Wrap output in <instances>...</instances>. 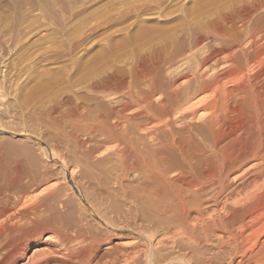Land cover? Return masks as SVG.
<instances>
[{"label":"rangeland","instance_id":"374dc122","mask_svg":"<svg viewBox=\"0 0 264 264\" xmlns=\"http://www.w3.org/2000/svg\"><path fill=\"white\" fill-rule=\"evenodd\" d=\"M243 3L261 5L253 25L263 33L264 0H0V156L16 157L26 171L36 172L34 181L29 178L23 181V199L40 197L55 188L60 200L55 205L59 210L74 215L89 236L93 234L92 237L103 242L94 248V257L86 264H246L244 253L254 254L264 246V206L257 210V206H250L256 211L249 214L244 203H235L248 190L241 189L245 188L241 181L227 188L215 203L201 205L202 220L208 221L209 217L217 224L207 236L200 232V224L194 222L198 217L191 211L187 224L193 226L188 228L194 230L196 239L199 237L198 245L194 246L185 239H175L174 227L164 217L162 224L144 223L142 218L151 211L135 172L128 174L121 186L112 180L103 188L96 182L84 183L92 207L97 205L92 210L81 196L82 182L77 183L76 177L79 168L70 166L67 158L72 150L67 135L71 129L66 125L70 122L65 118L69 109L76 107L97 120L109 117L111 123L115 122L110 117L116 116L118 98L96 93L93 91L96 84L128 76L131 62L137 56L152 48L161 49L162 45L166 59L179 62L182 58L179 40L190 39L185 31L205 30L221 14H229L233 7ZM149 37L153 42H148ZM165 73L160 77H166L163 80L166 82L169 76ZM205 96L198 95L191 102ZM133 111L128 109L120 115V128L132 126L130 138H142L143 131L133 126L140 120L129 118ZM61 122L64 126L59 125ZM77 124V129H81L82 123ZM95 141L97 144L91 145L94 149L90 147L92 162L115 150L113 143ZM113 161L114 157L109 156L101 167L110 169ZM110 191L115 192L112 198L108 195ZM143 202L141 208L145 213L141 210L135 216L134 207ZM142 213L145 215L140 216ZM133 219L141 228L139 232ZM50 238L53 241L56 237ZM159 242L163 244L158 245ZM51 252L43 244L30 245L17 264H25L38 254L51 256ZM262 255L256 264H264ZM45 264L64 263L51 259Z\"/></svg>","mask_w":264,"mask_h":264},{"label":"bare ground","instance_id":"6f19581e","mask_svg":"<svg viewBox=\"0 0 264 264\" xmlns=\"http://www.w3.org/2000/svg\"><path fill=\"white\" fill-rule=\"evenodd\" d=\"M260 9L259 3H243L231 13L221 14L205 30L189 28L192 31H185V35L190 39L179 40V62L166 59L162 45L141 57L134 56L128 76L96 84V93L118 98L116 116L110 117L115 122L111 123L109 117L97 120L76 107L68 110L65 118L70 124H65L71 129L67 135L72 150L67 158L70 166L79 168L77 183L82 184L78 188L83 189L81 196L88 205L93 202L85 193L84 183L96 182L103 188L112 180L121 186L122 180L135 172L148 199L133 208L135 216L141 210L144 212L141 207L147 204L151 213L140 214L145 215L144 223L155 226L167 219L174 227V238L185 239L194 246L199 237L193 236L192 224L188 228L191 211L198 217L194 222L200 224V232L207 236L217 224L209 217L208 221L202 220L201 205L215 203L236 182L245 186L242 190L251 187V191H245L235 203H244L249 214L253 211L250 206H257L256 210L264 206V32L253 25ZM163 72L169 76L166 82L165 76L161 79ZM204 94L207 96L198 102H191ZM128 109H134L131 120H140L133 126L143 131L142 138H130L132 126L120 128V115ZM192 121L197 122L194 125L200 124L201 130ZM77 122L82 123L81 129H77ZM97 139L105 145L113 143L115 150L92 162L90 147ZM109 156L114 157L115 166L105 169L101 166ZM25 169L16 157L0 156V264H17L24 259L29 246L37 244L52 249L53 255L38 254L25 264H45L51 259L64 264L91 262L94 248L103 242L93 234L89 236L74 215L59 210L55 205L60 201L55 188L24 200L23 181H34L36 173ZM108 195L112 198L115 192ZM132 222L139 232V224L134 219ZM52 235L56 237L53 241ZM173 245L178 248L177 243ZM263 253L264 246L254 254L244 253L246 264H256Z\"/></svg>","mask_w":264,"mask_h":264}]
</instances>
